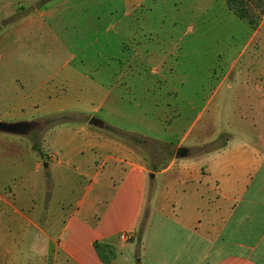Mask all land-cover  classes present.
Segmentation results:
<instances>
[{
    "label": "crops",
    "instance_id": "1",
    "mask_svg": "<svg viewBox=\"0 0 264 264\" xmlns=\"http://www.w3.org/2000/svg\"><path fill=\"white\" fill-rule=\"evenodd\" d=\"M117 1L130 10L147 7L148 13L155 4L165 9L167 6L166 0ZM170 1L172 7L179 6V12L185 13L187 20L199 22V38L216 36L222 23L235 24L236 17L225 0ZM46 4L41 0L39 9L17 16L21 20L16 22V28L23 27V22H39L45 18L53 6L42 9ZM171 18L176 20L162 16L161 25L155 28L150 16L142 14L133 20L136 26L130 34L122 32L133 41L130 48L122 49L130 57L119 61L117 56H104L106 67L108 59L112 62L111 68L114 63L122 64L118 80L114 82L118 85L115 90L109 88L105 71L103 81H89L88 85L99 93L94 94L90 88L87 99L81 90L66 99L50 86L42 90L44 85L40 83L32 95L13 100L17 105L5 106L0 122L45 121L63 113L67 107L64 103L82 120L46 128L40 140L46 153H42V161L33 162L34 171L44 168L46 181L51 183L54 178L56 187L63 185L67 193L61 196L63 203L71 197L72 180L74 187L79 188L76 201L61 222L56 221L59 211L50 212L47 207L51 197L46 195L49 193L46 190L42 194L45 199L42 212L50 213L49 219L41 223L45 227L31 221L28 213L38 211L29 192L37 188L38 180L29 176L31 171L22 172L23 161H15L23 178L19 190L11 189L5 174L12 169L13 161H0V170L4 173H0V262L105 264L93 247L94 242H101L115 252L108 264H264V74H258L251 82L256 87V95L240 100L241 106H235L224 117L219 110H214L203 119L205 112L201 109L197 117L201 121L198 135L184 146L186 132L170 145L168 139L178 129L182 110L180 105L170 103L188 105L199 101V90L188 88L198 85V81L173 75L183 66V56L192 45L185 40V33L165 24ZM10 21L11 17L3 21L0 29ZM243 28H248V43L256 38L264 43V17L256 29ZM173 38L174 42L161 44L158 52L139 40L162 43V39ZM157 53H160L158 57ZM93 64L90 63V69ZM236 66L235 60L218 87L234 73ZM144 69L170 71L163 89L154 88L156 79L141 78L139 72L134 76V71ZM129 72L131 77H126ZM236 78L235 75L232 78L235 83L248 81ZM125 93H132L138 99L132 97L131 110L124 106ZM156 94L163 95L161 102L157 101ZM24 107L37 108L39 118L31 121L15 118L17 114L13 112L23 111ZM98 113L118 122L110 124L100 120L102 128L89 125L91 118L99 119ZM108 126L121 133L135 134L143 143L155 140L170 145L175 151L183 147L187 155L167 158L156 168L147 162L139 144L113 135ZM12 147L18 150L15 139L0 133V157H9L7 148L13 150ZM191 150L197 152L188 156ZM13 198L20 200V207L27 214L14 206ZM142 218L143 228L137 236ZM30 229L39 232L31 238ZM46 230L52 232L45 233ZM135 240L137 249L133 247ZM133 251L138 260L132 257Z\"/></svg>",
    "mask_w": 264,
    "mask_h": 264
},
{
    "label": "rangeland",
    "instance_id": "2",
    "mask_svg": "<svg viewBox=\"0 0 264 264\" xmlns=\"http://www.w3.org/2000/svg\"><path fill=\"white\" fill-rule=\"evenodd\" d=\"M166 1V9L155 4L151 8V12L148 13L147 7L130 10L129 7L121 5L117 0H45V4H47L42 9H45L47 5H53L51 11L46 12L47 16L39 22H23V27L17 29L16 22L21 20L17 16H26L27 13H32L28 11L34 10L35 5L41 3V0H0V26H2L3 21L11 17L9 25L0 29V118H3L1 115L4 114L6 105H11V108L13 105H17L18 103L13 100L20 99L24 95H32L34 90L40 88L37 86L40 83L44 85L42 90H46L50 86L54 91L64 95L66 99L70 95L71 97L73 94L77 95V90H81V95L87 99V92L90 88L94 94L98 95L99 93V90L94 86L88 85L89 81H103L106 71L110 83L109 88L112 91L115 90L118 85L114 82L118 80L117 77L122 64L114 63L111 68L112 62L108 59V66L106 67V57L117 56V60L130 57V53L122 49L130 48L133 41L130 35L124 37L122 32L130 34L136 26L133 20L138 19L142 14L150 16L155 28L161 25V17L167 15L176 20L171 18L165 24L170 25L171 29L185 33V40L191 43L188 44L189 46L192 45V48L183 56V66L174 71L173 75L198 81V85L188 86V88L199 90V101L188 105L176 101L170 103L173 106L176 104V107L180 105L182 110L178 120V129L170 135L168 142L170 145H174V140L187 132L184 146L188 145L199 133L201 121L199 122L197 117L201 109L204 108L205 112L203 119L214 110H219L224 117L228 111L231 113L235 106H241L240 100L257 94L256 87L251 82L258 74H264V43L257 38L248 43V28H243L246 26L237 18L234 20L235 24L229 23L226 26L222 23L216 36L199 38V22L187 20L184 16L185 13L179 12L178 5L172 7L171 1ZM249 1L254 7L262 2V0ZM165 11L166 14L163 15ZM139 40L141 44H150L158 52L161 44L167 45L176 39H165V41L162 39V43L156 42V40L144 43V39ZM120 52L123 54L119 55ZM159 54L157 53L156 56L158 57ZM174 55L172 54L173 58ZM235 60L237 62L236 70L218 87V83L225 78L229 67ZM91 62L94 63L91 67L93 69L89 68ZM135 72H139L138 76L141 78L156 79L157 86L154 87L156 90L163 89L164 81L170 76V71L167 69L134 71V76ZM101 74H104V77H101ZM234 75L235 78L248 79V81L235 83L232 81ZM127 76L131 77L130 72ZM85 84L88 87L85 88ZM48 91L51 92L52 90ZM132 97L136 101L138 100L136 97L134 98L132 93H125L124 100L126 103L124 106L126 109H132L131 105L134 103ZM161 97L163 95L156 94L157 101L161 102ZM64 105L67 106L65 111L53 117L66 122L82 120L81 117L73 115V112L68 110V103H64ZM37 106L39 108L40 105ZM37 108L24 107L23 111L12 112L17 114L15 118L20 120L38 119ZM155 111L158 113V109ZM97 116L98 120L110 124L118 122L115 118L100 117V113ZM53 117L51 118L53 119ZM51 118L48 119L51 120ZM52 121L55 122L56 120ZM36 123L34 130L26 135L7 134L15 139L18 150L16 147H12L13 150L7 148L6 155L9 157H5V159L0 157V161H13L12 169L7 170L5 174L9 188L20 189L24 172L31 171L29 176L33 177V180H38L37 188H33L29 192L33 195L30 199H32L38 212H26L24 207H20L19 199L13 198V204L19 210L22 209L23 212H26L25 214L28 213L27 217L31 221H37V224L45 227L46 224L41 223L49 219L50 213L42 212L45 200L42 195L43 191H49L46 195L50 194L51 198L47 207L50 212L52 210L59 211L56 221L61 222L76 201L79 188L74 187L75 182L72 180L71 197L63 203L61 196L67 194L63 185L56 187L54 178L51 183L46 181L44 168H39L37 172L33 170V162L42 161L41 155L46 153L40 143L42 134L46 128L53 127L47 126L43 120ZM170 145L155 140H145L144 143L142 141L139 143L138 148H140L147 162L157 168L167 158L176 157V151ZM196 152V150L188 151V156L194 155ZM15 161H23V173L18 171V165H16L18 162ZM0 173L4 174L2 169ZM143 222L144 218L141 219L137 229V236L142 231ZM38 232L34 229L28 231L32 234L31 238L35 237ZM53 233H57V231L53 230ZM13 234H16V231H13ZM137 240L133 242L134 249H137ZM30 248L29 246L28 250ZM134 254L133 251L132 257L138 260L139 257H136V254L133 256ZM0 264L4 263L0 262Z\"/></svg>",
    "mask_w": 264,
    "mask_h": 264
},
{
    "label": "trees",
    "instance_id": "3",
    "mask_svg": "<svg viewBox=\"0 0 264 264\" xmlns=\"http://www.w3.org/2000/svg\"><path fill=\"white\" fill-rule=\"evenodd\" d=\"M225 2L228 9L233 13V15L252 30L257 28L261 21V18L264 17V0H262L261 4L255 5V7L249 0H225ZM54 118L55 117H53V119L51 118V120L47 119L44 122L47 126H54L66 122L64 120H58ZM52 120L56 121L54 122ZM107 130L113 135L122 138L132 144L137 145L141 142V138L135 134L121 133L111 127H108ZM93 247L103 263L108 264L112 259H114L115 252L110 245H106L101 242H94Z\"/></svg>",
    "mask_w": 264,
    "mask_h": 264
},
{
    "label": "water",
    "instance_id": "4",
    "mask_svg": "<svg viewBox=\"0 0 264 264\" xmlns=\"http://www.w3.org/2000/svg\"><path fill=\"white\" fill-rule=\"evenodd\" d=\"M41 3H37L35 8L38 9ZM36 122H16V123H5L0 122V133L3 134H13V135H26L36 127ZM89 125L102 128L103 123L95 118H91L88 121ZM175 155L177 158H183L187 155V150L180 147L176 150Z\"/></svg>",
    "mask_w": 264,
    "mask_h": 264
}]
</instances>
